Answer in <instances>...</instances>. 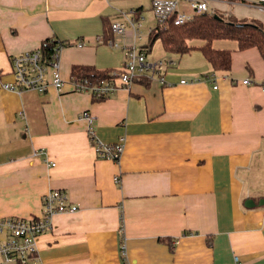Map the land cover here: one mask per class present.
I'll return each mask as SVG.
<instances>
[{"label": "crops", "instance_id": "1", "mask_svg": "<svg viewBox=\"0 0 264 264\" xmlns=\"http://www.w3.org/2000/svg\"><path fill=\"white\" fill-rule=\"evenodd\" d=\"M207 1L264 24L255 5ZM143 2L0 0V216L39 217L47 192H68L79 209L55 214L52 228L38 235L41 264H264L258 48L217 42L233 51L230 71L214 69L199 50L166 51L175 64L165 84L140 78L100 99L68 84L44 93L1 87L13 78L12 58L48 39L64 42L65 80L75 65L120 68L122 46L145 45L129 21L142 16L143 29ZM114 22L126 26L112 37L117 48L99 39ZM84 111L93 115L92 136ZM121 138L119 161L98 155V142Z\"/></svg>", "mask_w": 264, "mask_h": 264}, {"label": "built area", "instance_id": "2", "mask_svg": "<svg viewBox=\"0 0 264 264\" xmlns=\"http://www.w3.org/2000/svg\"><path fill=\"white\" fill-rule=\"evenodd\" d=\"M255 5L264 12V0H239ZM183 3V4H182ZM152 9L158 23L165 24L174 20L181 24L190 20L195 14L208 11L207 0H153ZM142 16L130 17L135 38L142 36ZM115 34H124L126 26L121 22L112 23ZM99 39L103 40V36ZM112 47H120L114 38H109ZM64 44L60 41L46 40L39 47L24 51L12 58V80L3 82L1 87L7 90L22 92L35 90L40 93L55 88L59 92L65 90V85L71 86L74 92H88L94 98L100 99L115 93L120 88H130L140 78L157 80L166 83L165 75L174 60H151L148 53L135 43L122 46L125 59L118 69L109 71L107 78L95 79L88 76L73 75L65 80L60 70V52ZM211 79L210 76L207 77ZM181 82H188L183 79ZM251 83L250 79L243 80ZM82 116L89 121L88 131L92 136L93 115L84 111ZM125 148L124 138L115 143L98 142L97 153L100 157L119 161ZM120 181V176H115ZM44 211L39 217L23 218L17 216H0V264H41L38 252L37 237L52 228L53 216L63 212H76L79 207L70 200L69 194L63 189H52L43 197ZM123 232V229H122ZM124 236L122 248L124 250Z\"/></svg>", "mask_w": 264, "mask_h": 264}, {"label": "trees", "instance_id": "3", "mask_svg": "<svg viewBox=\"0 0 264 264\" xmlns=\"http://www.w3.org/2000/svg\"><path fill=\"white\" fill-rule=\"evenodd\" d=\"M113 35L110 23L103 39L107 41ZM159 40L165 51L170 53L182 55L201 51L217 70L230 71L233 62L232 49L217 47L216 43L219 41L235 42L240 50L256 47L264 58V24L256 18H242L217 10L197 13L181 24H175L174 20L165 24L158 23L150 31L148 43L142 48L148 53ZM110 70L112 69H99L94 65H75L71 74L102 79L109 76Z\"/></svg>", "mask_w": 264, "mask_h": 264}, {"label": "rangeland", "instance_id": "4", "mask_svg": "<svg viewBox=\"0 0 264 264\" xmlns=\"http://www.w3.org/2000/svg\"><path fill=\"white\" fill-rule=\"evenodd\" d=\"M144 5H145V11H144V17H145V20H144V26H143V29L142 31L144 32V36L143 38L138 42V45H144V44H147L148 43V36H149V32H148V29L150 30V28H154L158 25V21L157 19L155 18L154 16V13H153V9L151 8V4H152V0H144ZM209 11L210 12H213L214 10L211 8H209ZM234 11H230L228 10L227 11V14L228 13H232ZM225 13V12H223ZM237 15V13H235ZM229 15V14H228ZM123 53V52H122ZM167 56V52L165 51L163 45H162V42L159 40L157 41L154 46H153V50L152 52L150 53V58L152 59H163V60H168V58H165ZM124 57V56H123ZM124 61V59H123ZM122 61V62H123ZM116 69V68H115Z\"/></svg>", "mask_w": 264, "mask_h": 264}]
</instances>
